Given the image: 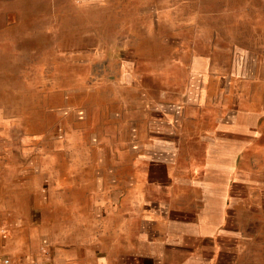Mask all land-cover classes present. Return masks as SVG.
<instances>
[{"label": "rangeland", "instance_id": "rangeland-1", "mask_svg": "<svg viewBox=\"0 0 264 264\" xmlns=\"http://www.w3.org/2000/svg\"><path fill=\"white\" fill-rule=\"evenodd\" d=\"M26 1L0 27L1 223L39 216L47 189L103 199L112 178L185 163L188 149H159L167 122L220 74L264 66V0ZM257 229L241 256L264 264Z\"/></svg>", "mask_w": 264, "mask_h": 264}, {"label": "crops", "instance_id": "crops-1", "mask_svg": "<svg viewBox=\"0 0 264 264\" xmlns=\"http://www.w3.org/2000/svg\"><path fill=\"white\" fill-rule=\"evenodd\" d=\"M27 6L0 0V27ZM219 78L214 95L199 88L167 122L159 149H188L185 163L157 160L152 176L112 178L103 199L96 188L73 199L47 189L35 218L6 211L0 264H258L241 255L264 225V66Z\"/></svg>", "mask_w": 264, "mask_h": 264}, {"label": "built area", "instance_id": "built-area-1", "mask_svg": "<svg viewBox=\"0 0 264 264\" xmlns=\"http://www.w3.org/2000/svg\"><path fill=\"white\" fill-rule=\"evenodd\" d=\"M7 262V261H6Z\"/></svg>", "mask_w": 264, "mask_h": 264}]
</instances>
